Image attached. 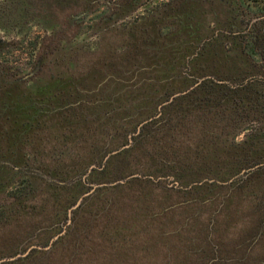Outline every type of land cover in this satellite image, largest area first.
Instances as JSON below:
<instances>
[{
    "label": "trees",
    "instance_id": "obj_1",
    "mask_svg": "<svg viewBox=\"0 0 264 264\" xmlns=\"http://www.w3.org/2000/svg\"><path fill=\"white\" fill-rule=\"evenodd\" d=\"M226 36L210 33L209 27L204 30L201 12L188 3L136 20L125 37L105 42L104 50L89 56L84 67H67L27 87L0 81V193L20 170V159L13 157L65 148L72 150L70 160H82L85 148L108 143L124 131L135 132L139 123L151 118L137 135L149 152L142 155L143 163H150L141 168L144 172L153 171L154 161L155 170L174 171L184 186L214 180L185 190H161L151 179L138 177L100 187L84 235L87 253L96 240L100 247L94 251L104 255L99 259L105 263L217 264L214 259L226 255L235 263L248 259L258 250L249 248L247 233L264 234V166L228 184L217 180L227 181L264 161V80L252 78L237 86L222 81L240 77L251 64L239 53L218 52ZM249 36L263 55L262 33L240 34L234 44L240 46ZM252 121L259 125L236 141L242 124ZM130 151L111 155L103 168ZM9 158L12 167L3 163ZM66 161H54L47 174L67 177L61 170ZM86 165L77 170L85 173ZM7 171L13 172L8 178ZM36 175L30 180H40ZM43 181L44 191L51 194L66 185ZM73 185L85 188L81 180ZM24 216L25 208L18 214L11 205L0 227L11 219L23 222ZM95 258L88 253L83 260Z\"/></svg>",
    "mask_w": 264,
    "mask_h": 264
},
{
    "label": "rangeland",
    "instance_id": "obj_2",
    "mask_svg": "<svg viewBox=\"0 0 264 264\" xmlns=\"http://www.w3.org/2000/svg\"><path fill=\"white\" fill-rule=\"evenodd\" d=\"M188 3H193L198 12L204 8V30L209 27L210 33L228 35L226 39L223 37L224 46L222 50L218 49L220 54L234 56L236 52L241 55L242 60L248 59L251 63L244 66L246 70L240 77L234 80L224 78L222 81L237 86L252 78L264 80V54L257 51L252 37L243 40L240 46L235 45L233 40L260 19L259 16L264 13V0L243 1L245 11L242 8L236 10V21H239V24L233 28L215 26L214 18L221 19L216 12L223 15V6L215 4L212 0H0V81L11 82L12 86L27 87L51 79L67 67H84L89 56L104 50L105 42L117 43L123 34L125 37V33L136 20L151 12L168 10L178 5L185 6ZM120 49L121 46L118 47L119 52L122 51ZM150 120L145 119L139 123L135 132L124 131L112 141L109 139L108 143L100 141L94 148H85L81 152L84 157L82 160H70L68 156L72 150L65 148H47L45 154H30L27 158L13 157L14 161L20 159V170L14 175L10 185L0 193V222L5 219L4 214L9 211L11 205L12 210L18 214L25 208L24 217L28 220L20 222L11 219L10 223L0 227V264H120L118 261L105 263L106 259H99L104 255L95 253L94 250L99 251L100 247L96 240L91 242L90 246L94 250L90 249L88 252L96 257L95 260H83L88 256L85 243L87 239L84 235L89 231L88 218L99 199L100 187L125 184L131 178L138 177L143 180L151 179L161 190L163 187L185 190L193 185L214 180L203 178L184 186L174 177V171L167 173L166 168L155 170L157 164L154 161L151 162L150 168L153 171L144 172L141 168L149 166L150 163L144 164L142 155H148L149 152L145 148L146 141L137 135ZM258 125L256 121L242 124L236 141L244 139L245 135ZM151 130L149 127L148 132ZM124 149L131 151L123 152L116 158L118 162L114 163V160L107 169L103 168L111 155ZM61 160H67V163L61 166L64 176L67 177L47 174L51 171L50 168H54V161ZM3 163L10 167L13 164L10 158ZM85 164H88L82 169L85 173L81 174L82 171L77 169ZM263 166L264 161L257 162L229 180L217 182L228 184ZM72 170L78 172H71ZM12 173L7 171V178ZM33 175L38 176L40 180H30L29 176ZM43 179L49 183L64 182V191L57 189L53 194L44 191ZM78 180L84 183L85 188H73V184ZM64 233L65 239L54 246L56 239ZM246 238V241L249 240V248H256L258 252L238 263L227 255L214 259L215 262L264 264V234L256 237L248 232ZM20 258L25 259L19 262Z\"/></svg>",
    "mask_w": 264,
    "mask_h": 264
},
{
    "label": "flooded vegetation",
    "instance_id": "obj_3",
    "mask_svg": "<svg viewBox=\"0 0 264 264\" xmlns=\"http://www.w3.org/2000/svg\"><path fill=\"white\" fill-rule=\"evenodd\" d=\"M215 4L223 6L222 7V14L219 15L217 12L216 14L221 18L220 20L214 18V24L216 27H235L239 24V21H236V10L238 11L239 8L244 9L243 1L245 0H212ZM245 3V2H244ZM245 11V9H244ZM204 16V8L201 9V17ZM260 19L256 21V23L251 24L247 31L243 33H248L249 31H253L256 35L257 34H264V13L259 16ZM203 19V18H202ZM242 33V34H243ZM238 34V33H237ZM253 36V34H252Z\"/></svg>",
    "mask_w": 264,
    "mask_h": 264
},
{
    "label": "water",
    "instance_id": "obj_4",
    "mask_svg": "<svg viewBox=\"0 0 264 264\" xmlns=\"http://www.w3.org/2000/svg\"><path fill=\"white\" fill-rule=\"evenodd\" d=\"M202 79H198V81L197 82H200ZM198 83H195L194 85H192L191 87H189L186 91H183V92H180V93H175L174 95H172L170 98H169V100H167L166 101V103L168 102V101H171L174 97H176V96H178V95H181V94H184V93H186L187 91H189V89L191 88H193L195 85H197ZM163 104H165V102L163 103ZM161 107V105L159 106V108ZM151 119V118H150ZM108 156V155H107ZM58 235H56V237H57Z\"/></svg>",
    "mask_w": 264,
    "mask_h": 264
}]
</instances>
